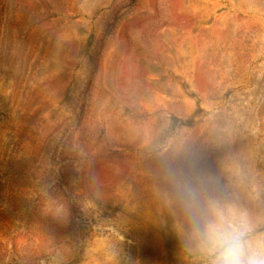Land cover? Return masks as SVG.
Segmentation results:
<instances>
[{
	"label": "rangeland",
	"instance_id": "1",
	"mask_svg": "<svg viewBox=\"0 0 264 264\" xmlns=\"http://www.w3.org/2000/svg\"><path fill=\"white\" fill-rule=\"evenodd\" d=\"M264 264V0H0V264Z\"/></svg>",
	"mask_w": 264,
	"mask_h": 264
},
{
	"label": "clouds",
	"instance_id": "2",
	"mask_svg": "<svg viewBox=\"0 0 264 264\" xmlns=\"http://www.w3.org/2000/svg\"><path fill=\"white\" fill-rule=\"evenodd\" d=\"M238 252V246L235 243L227 246L223 254L222 264H241Z\"/></svg>",
	"mask_w": 264,
	"mask_h": 264
}]
</instances>
